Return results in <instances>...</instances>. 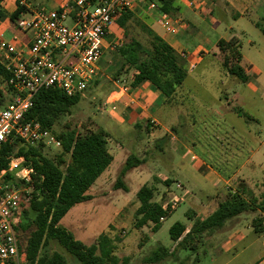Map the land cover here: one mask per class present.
<instances>
[{
    "label": "crops",
    "instance_id": "1",
    "mask_svg": "<svg viewBox=\"0 0 264 264\" xmlns=\"http://www.w3.org/2000/svg\"><path fill=\"white\" fill-rule=\"evenodd\" d=\"M44 1L46 4L34 6L25 0V6L31 10L56 9L68 2ZM16 2L4 0L1 9L9 15ZM172 7L175 12L168 16L177 22L173 33L163 29L159 10L139 5L129 13L131 19L149 28L182 57L186 78L168 98L148 82L132 86L136 74L133 70L119 81H111L104 96L105 104L114 101L111 105L116 110L110 111L109 121L117 138L107 133L112 161L89 191L110 181L108 171L116 159L134 156L140 162L134 168L137 174L148 175L146 183L150 187L152 179L164 187L161 195L165 193L167 199L160 195L161 200L154 201L162 208L174 196L183 200L181 204L186 202L183 220L176 222L185 227L183 237L195 221L207 219L229 192L238 193L241 187L240 196L249 209L215 231L203 233L199 240L186 243L182 249L211 247L216 256L231 254V261L248 253L253 259L242 258L240 262L264 264V213L256 207L264 196V0H173ZM0 30L27 41V35L10 30L7 17L0 20ZM111 31L110 27L102 57L116 37ZM231 39L239 45L238 66L245 81L221 65L217 42ZM246 45L250 56L243 52ZM101 60L98 77L87 87L91 92L102 89L103 82L110 80L103 72ZM118 64L113 59L109 63L111 67ZM200 67L201 71L196 72ZM130 99L135 103L127 106ZM89 191L87 195L91 196ZM256 218L261 222H255ZM256 226L260 232L255 231ZM144 227L135 230L140 234ZM179 241L171 240V255L181 247Z\"/></svg>",
    "mask_w": 264,
    "mask_h": 264
},
{
    "label": "trees",
    "instance_id": "2",
    "mask_svg": "<svg viewBox=\"0 0 264 264\" xmlns=\"http://www.w3.org/2000/svg\"><path fill=\"white\" fill-rule=\"evenodd\" d=\"M4 0H0V3ZM153 3L161 13L168 15L175 12L172 7L173 0H154ZM68 6H73L72 0H68ZM26 9L16 2L15 10L6 14L0 6V20L7 17L12 32L17 31L15 21ZM132 18L129 12L122 13L116 24L124 30L126 23ZM141 29L147 34L148 45L144 46L132 37H126L116 50V58L119 61L118 68L113 71V81H119L124 74L133 70L136 72L132 86L142 82H148L158 89L164 97H170L186 78V68L180 57L165 41L157 36L149 28L141 25ZM219 58L222 67L231 75L245 81L239 63V45L234 40H219L217 42ZM112 70H109L111 73ZM0 78L5 83L7 90L3 95L0 92V103L6 104L12 89L7 85L9 75L0 65ZM81 100L80 94L65 95L59 89H41L33 101L32 108L25 115V121L38 122L45 130L52 126L70 109ZM60 143L58 154L49 158L44 154L45 145L27 146L18 139L6 141L0 146V173L4 172V181L15 182L13 172L9 170L12 159L21 158V166L29 167L31 175L30 199L21 205L17 217L26 218L24 224L21 220L14 223V230L18 239L20 254H24L25 261L22 264H68L64 255L59 252H47L46 247L55 243L67 253L75 264H129V258H118L113 252L115 243L121 241L118 238H110L100 235L95 243L85 245L75 240L63 227L60 221L75 205L87 202L90 196L87 192L110 165L112 158L107 150L108 134L100 129L98 131L84 130L79 132L70 126H64V130L56 135ZM139 160L129 156L115 182V189L127 192L123 179L126 173L139 165ZM234 193L229 192L226 199L220 203L216 211L203 221H195L191 230L185 234V227L175 223L169 229V237L172 241H179L178 246H183L193 239L199 240L207 231H215L225 221L249 209L240 196V187ZM139 207L134 214V228L152 224V232L160 228L159 219L168 214L162 210L161 204L154 201V188L143 185L136 193ZM257 209L264 213V196ZM255 222H261L256 218ZM258 225V224H257ZM256 232H260L257 226ZM195 251V246L189 248ZM171 255L162 247L156 248L149 256L143 259V264H155L165 260Z\"/></svg>",
    "mask_w": 264,
    "mask_h": 264
},
{
    "label": "built area",
    "instance_id": "3",
    "mask_svg": "<svg viewBox=\"0 0 264 264\" xmlns=\"http://www.w3.org/2000/svg\"><path fill=\"white\" fill-rule=\"evenodd\" d=\"M16 1L26 9L15 21L17 31L28 37L27 41L16 35L7 40L0 31V65L9 75L7 85L13 92L5 105L0 103V146L18 139L27 146L60 148L59 141L38 122L25 121L36 93L53 88L67 96H82L98 77L108 31L120 15L139 5H145L147 10L158 9L147 0H72L71 7L65 4L35 10L26 7L25 0ZM159 18L166 32L175 31L177 22L168 14L160 13ZM134 103L130 99L127 106ZM111 110L116 108L111 105ZM22 162L21 158L10 161L15 182L4 181V172L0 173V264H19L21 257L25 258L19 253L14 218L30 199L33 171L21 166ZM182 201L174 196L162 210L169 214Z\"/></svg>",
    "mask_w": 264,
    "mask_h": 264
},
{
    "label": "rangeland",
    "instance_id": "4",
    "mask_svg": "<svg viewBox=\"0 0 264 264\" xmlns=\"http://www.w3.org/2000/svg\"><path fill=\"white\" fill-rule=\"evenodd\" d=\"M35 6L38 3L44 4V0L41 1H31ZM46 4V2H45ZM32 5V7H34ZM70 26V23H66ZM111 31L116 35L115 39L112 41V45L106 49L105 55L102 57V67H104L103 72L108 74L110 80H105L102 85V89L95 92H91L89 88L82 94L81 100L74 105L70 112L61 117L50 130H47L50 135L56 138V135L64 130V126H70L75 128L79 132L84 130L98 131L100 129L109 133V136L117 138L112 131H115L109 121V114L111 111V106L105 104V89L113 81V71L118 68L111 67L109 65L110 60H117L116 50L119 46L124 43L127 39L126 37H132L142 43L144 46L148 45L149 38L147 34L141 29L140 22L136 19H130L124 30L121 29L117 24L111 26ZM5 34L7 40H11L12 36L9 32L5 30H0ZM245 42V40H243ZM115 44V45H114ZM114 46V47H113ZM246 47H244L243 52L250 56ZM108 68V70H106ZM202 67H200L196 72H200ZM109 70H112L109 73ZM0 92L3 95H7L5 83L0 78ZM10 96V95H9ZM9 98V97H7ZM112 137V138H113ZM43 151L49 158H53L59 152V148H54L53 146H45ZM126 160L123 157L116 159L109 169L110 181L107 182L100 189H96L94 192L89 191L90 200L83 202L71 208L64 218L60 221V226L67 230L75 240L82 242L85 245H91L95 243L97 238L104 234L110 238H120L121 241L115 243V249L113 254L118 258H129V264H143V259L150 255L158 247L165 248L170 251L173 250L171 245V239L169 237V228L176 222H182L183 213L187 207L186 202L181 204L176 212L172 215H168L161 226L156 232H152V225L149 224L148 228L145 226L143 233L139 234L138 230L134 228V214L136 207L139 205L136 198V193L138 189L143 185H149V176L146 174H137L135 169L127 172L126 177L121 179L129 189L125 192L122 189H115L114 185L120 173V170L124 166ZM107 172V171H106ZM104 173L102 176H105ZM152 185L155 189L154 200L163 197V200L167 199L166 194L161 195L164 187L160 185L156 180L152 179ZM150 186V185H149ZM94 187V185H93ZM92 187V188H93ZM175 185L173 186V188ZM185 187L189 188L187 185ZM91 188V189H92ZM134 191V194H130ZM197 193V192H196ZM162 197H161V196ZM160 196V197H159ZM158 199V200H159ZM17 220H21L24 224L28 222L26 218L16 217L14 218V223ZM222 234H219L218 239L221 238ZM171 250V251H172ZM47 252H59L62 253L68 260L69 264H75L71 257L65 253V251L55 243H50L46 247ZM170 251V252H171ZM231 254L225 255L220 254L215 255V250L211 247L198 248L196 251H190L189 249H182L177 247L172 255H169L165 260L160 261L155 264H243L240 262L242 258L244 261L252 260L253 255L248 253H243L239 256V259L231 261ZM215 258V260H213ZM19 264L25 261L24 257H21ZM24 259V260H23ZM15 264V263H9Z\"/></svg>",
    "mask_w": 264,
    "mask_h": 264
}]
</instances>
